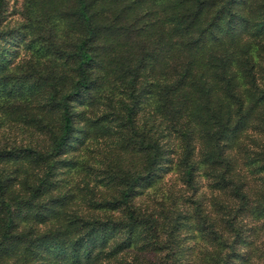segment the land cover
<instances>
[{"label": "trees", "instance_id": "16d2710c", "mask_svg": "<svg viewBox=\"0 0 264 264\" xmlns=\"http://www.w3.org/2000/svg\"><path fill=\"white\" fill-rule=\"evenodd\" d=\"M263 135L264 0H0V264H264Z\"/></svg>", "mask_w": 264, "mask_h": 264}, {"label": "rangeland", "instance_id": "374dc122", "mask_svg": "<svg viewBox=\"0 0 264 264\" xmlns=\"http://www.w3.org/2000/svg\"><path fill=\"white\" fill-rule=\"evenodd\" d=\"M249 131V136H250V138H247L246 139V142H248L247 144H248V148H250V149H253V148H255V145H253V143H252V141L250 140V139H253V137L256 135V133L255 132H253V131H251V130H248ZM247 131V132H248ZM258 134V133H257ZM259 135V134H258ZM264 136V135H263ZM255 137H257V136H255ZM254 137V138H255ZM260 137H262L261 135H260ZM249 152V151H248ZM250 153V152H249ZM251 154V153H250ZM257 169H259V168H257ZM244 170H246V168H244ZM259 170H261V169H259ZM248 175V174H247ZM168 177H169V175L168 176H166L165 177V181L167 180V182H166V184H163L164 186H162L164 189L166 188V187H168V186H171L172 184V182L174 181V179H175V177H176V175L174 174V173H172L171 174V178L170 179H168ZM250 177V176H249ZM252 179V178H251ZM174 187L176 188V189H181L182 187H181V184H180V182L179 183H177V184H175L174 185ZM150 191H152L151 193H153V199L152 198H150L149 197V192H148V194H146V196H144V198L142 197V199H141V204L142 205H146V204H150V205H152V206H154V205H158V202H159V200H160V196L162 195V192H161V189L160 188H158V189H155L154 191L153 190H150ZM198 191H199V193L201 194V192H205L206 191V186H205V183L203 182L202 183V186H201V178H199V189H198ZM143 199H144V201H143ZM255 239V244H256V247H258V246H260L261 244H262V242H263V240H262V237L260 238V237H254ZM189 243L191 244V246H197V248H198V250H200L201 251V241L198 239V238H196V237H191L190 239H189Z\"/></svg>", "mask_w": 264, "mask_h": 264}]
</instances>
